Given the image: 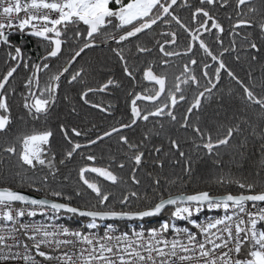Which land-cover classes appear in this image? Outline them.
Masks as SVG:
<instances>
[{"label": "snow or ice", "instance_id": "snow-or-ice-1", "mask_svg": "<svg viewBox=\"0 0 264 264\" xmlns=\"http://www.w3.org/2000/svg\"><path fill=\"white\" fill-rule=\"evenodd\" d=\"M235 2L237 9L249 6L248 12L253 17L257 13L264 16V0H259V8L255 6L257 0ZM227 6L229 0H198V6L190 0H0V49L4 50L3 63L7 69L0 72V163L5 158L15 157L13 167L22 170L12 176L13 181L19 178V186L0 185V264H264V187L257 191L255 182L218 176L217 184H235L240 191L215 195L207 190L173 193L165 189L168 191L165 196L159 191L160 178L148 173L156 195L142 198L135 190L122 193L118 199L122 206L130 208L133 201H144L142 207L129 211L115 209L114 194L103 183L141 185L138 172L146 156L151 154L145 145L150 134L146 133L139 143H133L122 133L153 118L161 129L164 124L160 121L167 118L169 123L178 125L185 132L190 130L195 158L186 155L179 139L169 137L168 140L169 151H175L182 158L185 174L191 175L193 165L197 161L203 162L199 155L201 151L209 157H217L212 162L219 165V149L229 146L234 135L242 133L241 124L228 127L222 136L218 130L214 137L204 127L193 123L191 117L202 110L203 101L211 98L220 83L221 72L227 73L241 87L244 101L249 107L258 106L260 116L264 118V79L250 86L223 59L225 53L236 51L235 37L241 36L238 29H258L259 39L264 41V19H238L229 31L231 46L223 47L226 29L215 10ZM177 8L190 10V22L181 18ZM228 19L231 20V16ZM173 24L187 34V43L182 50H178L180 35L172 30ZM161 26L166 30H161ZM15 34L34 38L43 53L35 57L26 54L18 43L13 42ZM206 35H212L222 47L219 54L213 51ZM250 35H244L242 40L247 44L246 51L254 53L250 60L256 62L260 58L261 44L250 39ZM113 44L115 47H111ZM102 47H109L124 76L133 82L132 89L127 92V118L121 116L116 125L83 144L72 137L87 133L60 124V132L70 148L65 150L59 164L71 160L78 150L91 149L114 135L118 136L120 150L127 149L125 159L117 161L111 156L109 162L102 165L97 163L95 154L80 153L88 163L78 169L79 182L94 194L95 203L89 200L84 204H73L72 196L57 190L50 193L57 199L25 195L22 191L25 186L39 193L41 188L36 182L47 184L50 178L54 180L59 168L57 153L52 148L54 132L51 128L34 127L29 132L10 135L14 124L13 97L20 96V106L31 121L46 122L58 103L62 82L69 85L83 83L85 70L73 68L78 58L87 50ZM197 49L202 53L199 60ZM65 50L67 59L56 67L53 61L62 59ZM154 50L158 61L142 60L151 56ZM176 57L187 60L179 74L172 72L170 79V66ZM203 57L210 58L211 63L205 62ZM21 68L28 75L22 82L23 91L18 93L13 81ZM196 68H199V76ZM145 84L150 87H144ZM119 87L120 81L110 76L97 87L82 90L79 99L111 116L116 108L114 103H94L89 97L96 93L111 95L112 89ZM257 87L261 89L259 93ZM189 92L192 93L190 102ZM185 102H188L186 111L179 113V107ZM71 111L75 113L76 107L73 106ZM251 134L264 141V128L257 132L253 126ZM259 150L264 154V142ZM153 152L157 154L153 163L162 168L163 160L159 157L162 148L154 147ZM176 162L180 163V160ZM129 165L127 179L115 170H124ZM26 172L32 175L26 176ZM90 174L92 178H89ZM75 195L81 197L85 191L78 189ZM202 215L204 219H200ZM66 218L82 223L70 227L59 222ZM151 219H157L158 226L145 228L141 224L140 230L128 232L107 223L103 226V234L100 232L104 221L144 222Z\"/></svg>", "mask_w": 264, "mask_h": 264}, {"label": "trees", "instance_id": "trees-1", "mask_svg": "<svg viewBox=\"0 0 264 264\" xmlns=\"http://www.w3.org/2000/svg\"><path fill=\"white\" fill-rule=\"evenodd\" d=\"M258 4H255L256 7H260L259 0ZM190 2L194 6H198V0H190ZM233 8L236 9L234 11L235 17L238 15V11L236 8V3L233 4ZM223 8H217L215 13L219 18L220 22L224 24L227 22L228 18H226V14L222 11ZM179 15L186 22H190V10L180 8ZM236 19V18H235ZM250 19V17L248 18ZM251 19L260 20L264 19V16H261L260 13L256 14L254 17L251 15ZM234 20V19H233ZM232 20V22H233ZM180 35L179 46L184 48L187 43V34L183 33L182 30L178 28L175 24L172 25V30H176ZM161 30L164 29V26H161ZM162 39V37H160ZM143 39V38H142ZM149 41L151 37L148 38ZM258 43L261 44V47L264 48V41H261L259 38ZM12 40L14 43H18L25 51L26 54L31 55L33 57L41 55L43 53V49L38 47L37 41L34 38H30L25 36H21L19 34H15L12 36ZM151 46V43H149ZM111 47H115V45H111ZM3 55L4 50L0 49V72H5L6 66L3 63ZM237 55L240 56V59L237 60ZM231 54L230 57L226 59V63L230 65V67L238 66V72L236 73L238 76L240 75L241 69H245V75L249 76V73L252 74L253 82L255 79H264V52L259 54V60L253 62L250 60L249 54ZM68 57V52L65 50L64 57L59 61H53V64L56 67L61 66ZM150 57V60L158 59V55L154 50L153 54ZM158 61V60H157ZM120 64L119 61L113 56L109 47H102L87 50L85 54H82L81 58H78L77 63L74 65L75 69H79L81 66L86 67V72L90 71L91 76L85 75L91 78L92 80H96L97 77L95 73L99 70L104 69V66L111 64ZM97 66V67H96ZM73 67V68H74ZM108 67V66H107ZM106 67V68H107ZM242 67V68H241ZM56 68H53L55 71ZM28 72L23 68L18 70L15 81H13V86L16 87L18 93L23 91L22 82L27 77ZM258 76V77H256ZM246 84L251 86L250 77H246ZM62 82V87H63ZM81 86H79L80 88ZM256 91L259 93L261 91L260 88H256ZM213 94L219 95L220 97H230L229 109H225V100H220L219 109L215 110L211 119L212 126L211 129H206L210 132L214 137L218 134L222 136L226 134L227 128L231 127L235 124H241L243 129L242 133L239 135H234V138L230 142L229 146H223L219 149V157L218 159L221 161L219 165H214L213 160L217 157H209L204 154L203 151L199 153L202 157L203 162L197 161L193 165V171L191 175H187L183 172V160L179 157L178 153L175 151H169V137H174L180 140L182 144V150L185 151L186 155L191 154L195 158V149L193 147V142L191 138L190 130L185 132V130L180 129L178 125H173L166 121L164 124V128L160 131L159 136L156 135L155 129L150 133L151 145L152 149L154 147H161L162 152L159 154L161 160H163V167L152 166L150 168L149 173H152L153 176H158L161 180V185L159 191L163 192L164 195H168V191L173 193L184 191L186 193H193L196 191L207 190L212 194L219 195L223 194L226 191H231L234 194L239 192L240 190L235 184L232 185H220L216 183L218 176H229L234 180H244L247 179L250 182H255L257 184V191L264 187V154L260 152V145L262 142L259 136H252V128L256 127L257 132L260 131L261 128H264V118L260 116V110L258 106L249 107L247 103L242 104V107L239 109L238 106H234V102H232V98L235 95H241V91L239 90L237 85L228 84V86L218 85L216 89L213 90ZM12 115L14 119V124L12 126L13 132L10 135H20L25 132L31 131L34 127L38 129H42V127L36 123L31 121L25 114L23 108L20 106V96L17 94L13 97L12 101ZM228 112V114H226ZM243 121H247V123H242ZM217 122L219 124H217ZM228 122V124H225ZM204 127L203 122L199 124ZM47 127V126H45ZM199 142V141H197ZM54 151V150H53ZM56 152V151H55ZM57 153V152H56ZM149 159H155L156 155L153 151L150 152ZM167 153V155H165ZM7 154H5V157ZM58 157V156H57ZM76 158V157H75ZM180 160V163L176 161ZM16 165L15 157L11 158V160L5 158L2 163H0V185L11 184L12 186H19V178L17 177L15 181L12 180V176L17 171H22ZM60 168V167H58ZM26 176H31V172L24 173ZM42 174V173H40ZM142 183L139 186H131V185H110L104 184L108 191L114 194V206L117 211H129L136 210L138 206H143V199L140 201H133L130 208L128 206H122L118 203V199L122 193H125L129 190L138 191L141 197L147 196L148 198H153L156 195V191H154V185L152 184V179L146 174L142 176ZM27 183V182H26ZM36 186L41 188L39 193L32 191L29 187L25 186L22 191H27L39 196H48L52 197L50 193L53 190L63 191L65 195L72 196L73 204H84L87 201L91 200L95 203L94 194L87 191L82 184H80L79 179H65L61 173H58L56 178L53 180L49 179L47 184H41L39 181L36 182ZM85 191V195L81 197H77V190ZM167 189L168 191H165ZM55 198V197H53ZM57 199V198H56ZM167 213L165 214V216ZM163 218V217H162ZM60 222L65 223L67 226H76L80 225L82 221L73 220V219H62ZM107 223H113L114 226L120 230H124L127 228L128 224H132L135 226H141L143 224L144 227L158 224L159 221L157 219H151L144 222L141 221H104L101 224L105 225Z\"/></svg>", "mask_w": 264, "mask_h": 264}, {"label": "flooded vegetation", "instance_id": "flooded-vegetation-1", "mask_svg": "<svg viewBox=\"0 0 264 264\" xmlns=\"http://www.w3.org/2000/svg\"><path fill=\"white\" fill-rule=\"evenodd\" d=\"M193 3V2H192ZM235 0H229V6L222 9V11L226 14V18L231 16V20H227L223 24L226 31L223 34V40L224 45L223 47H230V41L232 37L229 36V31L231 30V24L236 23L238 19L244 18L248 19L251 18V13L248 12L249 6H242L241 8L237 9L239 15L235 17L234 11H236L235 8H233V4H235ZM258 4V1L256 2ZM177 13H180V8L176 9ZM259 14V13H257ZM236 18V19H235ZM234 19V20H233ZM233 20V22H232ZM177 31V28H176ZM238 31L241 32V36L235 37L236 40V51L235 52H228L225 53L223 59L226 62V59L230 57L231 54L237 55V54H254L251 53V50H247V44H245L242 40V37L246 34H251L250 39H255L258 42L259 38V30L258 29H251V28H245V29H238ZM163 39V38H162ZM205 39L209 43V45L212 47L213 51L216 54H219L223 49L220 45H218L215 42V39L212 35H206ZM181 46H179L178 50H182ZM134 51V50H133ZM261 52H264V48L261 47ZM260 52V53H261ZM157 54V53H156ZM202 57V53L199 49L196 51V58L199 60ZM159 60V57H157ZM236 57H234L235 59ZM150 60V57H144L142 60ZM205 62L211 63L210 58L203 57ZM187 58H180L176 57L173 58L172 65L170 66V79H171V73L175 72L176 74H179V71L182 70V64L186 62ZM227 64V63H226ZM108 66V67H107ZM104 66V69L99 70L97 73H95L97 79L92 80L91 78L87 77L85 75L91 76V72H86V67L81 66L80 68H83L85 70V75L83 78V83H77L75 85H69L66 81H63V87H61L60 94H59V100L57 105L53 108L50 116L47 118V121L41 120L38 123L42 128L47 126L48 128H51L54 132V137L52 139V148L54 151L57 152V167L59 168V173L62 174V176L67 179H79L78 177V169L80 166H83L84 164L88 163L86 160L82 158L80 153L88 154L89 152L95 154L98 157L97 163L106 165L109 162V157L114 156L117 161L124 160V151H127V149L120 150V145L118 144V136L114 135L111 138H106L104 141H101L97 145H94L91 147V149L88 148H82L78 150V153L73 156L71 160L66 161L65 164L61 165L59 164V160L63 158V153L65 150L70 148V145L67 143V141L64 140V137L62 133L60 132L59 126L60 124H65L67 127H77L81 129L83 132L87 133V135H82L80 137H72L74 141H78L80 143H86L88 139H95L97 135L103 134L104 131L109 130L110 127L117 124V120L124 116L125 119L127 118V92L130 91L133 87V82L124 76L122 67L120 64H111ZM227 66L234 72L237 73L238 66L230 67L229 64ZM74 67V66H73ZM97 67V66H96ZM107 67V68H106ZM195 67V66H194ZM215 65H213V68ZM242 68V67H241ZM75 69V67H74ZM211 72V70H210ZM239 73V72H238ZM196 74L199 76V68H196ZM113 77L116 80L120 81L121 87L112 89V94L108 95L106 93H96L90 95L89 99L94 103H102L107 105L109 102H112L116 105V108L113 112V115L108 116L105 113L100 112L98 109L92 108L89 105L84 104L79 99V93L86 89L87 87H97L100 83L104 82L107 78ZM241 80L245 81V78L249 76L245 75V69H241L240 75L238 76ZM258 77V76H256ZM139 79V76H138ZM250 82L253 83L252 80V74L250 78ZM257 84L261 82V79H255ZM201 83L203 84L204 81L202 80ZM234 84L237 85L239 90L241 91V95H235L234 98H232V102H234V106H238L239 109L242 107V104H246V102L243 99V90L241 87L231 79L225 72H221V80L218 85L228 86V84ZM217 85V86H218ZM79 86H81L79 88ZM144 87H150V85H143ZM259 88V87H257ZM137 91L140 89L137 88ZM200 90H203L202 88ZM65 96L68 97V99H65ZM225 100V109H229V102L230 97H220L219 95L212 94L211 98L203 101V107L202 110L198 113H194L191 117V120L193 123L200 124L203 122L205 129H211L212 126V116L215 110L219 109L218 105L220 100ZM192 100V93L189 92V100L190 102ZM188 102L183 103L179 107V113H183L186 111L188 107ZM75 106L77 111L73 113L71 111L72 107ZM178 113V114H179ZM228 114V112H226ZM167 121V118H163L160 123L165 124ZM217 124H219L217 122ZM225 124H228V122H225ZM155 129L156 133L158 132L160 134V131L162 130L160 128V124L156 123L155 118L150 120L147 123L141 122L139 126L134 127L132 129H126L122 134L127 135L129 140L133 143H139L141 140H143L144 135L146 133H151V131H154ZM71 135V134H70ZM159 136V135H158ZM146 149L150 153L153 151L152 145H151V139L148 141H145ZM161 148V147H160ZM149 156H146L145 163L142 166V169L138 172V175L142 179L143 175H146L149 173L150 168L152 166H158L157 164L153 163L154 159H149ZM76 157V158H75ZM131 165H129L126 169L120 170L115 169L117 172H120L121 175L127 179L128 172L130 170ZM89 178H92V175L90 174ZM101 179L102 178H97ZM104 184H108V182H103ZM47 197L48 199H56L53 197L48 196H42Z\"/></svg>", "mask_w": 264, "mask_h": 264}, {"label": "built area", "instance_id": "built-area-1", "mask_svg": "<svg viewBox=\"0 0 264 264\" xmlns=\"http://www.w3.org/2000/svg\"><path fill=\"white\" fill-rule=\"evenodd\" d=\"M37 219H40L39 217H37ZM200 219H204V216L202 215L201 217H200ZM60 222V221H59ZM60 223H62V222H60ZM178 223H181V222H178ZM79 225H76V226H70V227H78ZM104 225L103 224H101V229H100V232H101V234H103V230H104V227H103ZM153 226H158V224H155V225H150V226H147V227H145V228H149V227H153ZM118 229V228H117ZM132 229H136V230H140V226H135V225H132V224H128V226H127V228L126 229H124V230H120V229H118L119 231H128V232H131V230Z\"/></svg>", "mask_w": 264, "mask_h": 264}, {"label": "water", "instance_id": "water-1", "mask_svg": "<svg viewBox=\"0 0 264 264\" xmlns=\"http://www.w3.org/2000/svg\"><path fill=\"white\" fill-rule=\"evenodd\" d=\"M25 195H30V196H33L34 198H45V197H42V196H39V195H35L33 193H30V192H27V191H23ZM120 221H125V220H120Z\"/></svg>", "mask_w": 264, "mask_h": 264}]
</instances>
